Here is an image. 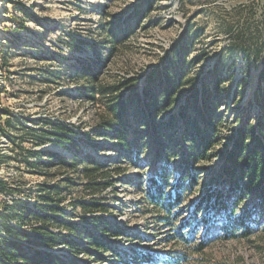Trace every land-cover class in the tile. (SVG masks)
<instances>
[{"label": "rangeland", "instance_id": "374dc122", "mask_svg": "<svg viewBox=\"0 0 264 264\" xmlns=\"http://www.w3.org/2000/svg\"><path fill=\"white\" fill-rule=\"evenodd\" d=\"M170 55L172 70L181 78L180 105L187 106L202 83L211 84L216 122L221 121L218 143L194 170L197 183L183 182L184 199L167 214L147 206L142 196L168 160L172 181L166 194L182 172L180 156L160 151L159 159L158 152L159 140L178 150V140L169 141L159 131L175 108L154 119L142 102L128 109L133 146L124 149L102 125L110 98L88 97L84 74L91 70L113 86L140 78L139 85L122 89L127 99L142 94L148 73ZM263 68L264 0H0V89H5L0 114H11L2 117V124L13 117L37 130L23 144L22 131H0V238L8 225L30 234L41 228L38 235L52 233L54 243L42 250L72 264H146L130 259L135 251L152 256L149 264L168 257L183 264H264L262 215L251 201L239 206L234 235L226 231L232 224L206 209L207 201L201 203L220 188L214 178L227 139L262 113L264 82L258 78ZM191 113L197 128H205L196 109ZM44 120L67 128L73 143L46 135L50 125ZM176 120L177 133L187 128L182 116ZM20 144L28 153L46 151L58 158L30 156L32 163H42L30 168L17 162ZM133 147L139 150L137 165ZM86 170L98 178L97 189L89 187ZM81 203L106 211H86ZM50 206L56 212L46 210ZM28 210L54 218L55 224L28 217ZM118 228L121 233L114 236ZM88 236L107 249L91 247Z\"/></svg>", "mask_w": 264, "mask_h": 264}, {"label": "trees", "instance_id": "16d2710c", "mask_svg": "<svg viewBox=\"0 0 264 264\" xmlns=\"http://www.w3.org/2000/svg\"><path fill=\"white\" fill-rule=\"evenodd\" d=\"M83 44L89 45L86 42ZM177 55L178 52H174ZM3 61L6 62L7 58L1 56ZM172 59L171 55L162 58V64L160 67H156L151 70L146 77V84L143 87L142 94L135 93V95H130L127 99H124V93L122 89L131 86L139 85L140 78L126 79L122 81L119 86H113L106 84L105 82L99 80L97 74H93V71L89 70L84 76L88 79V84L85 86V93L88 97L94 99L97 95L103 96L105 98H110L109 102V112L106 117L102 120V125L105 130H108L109 134L107 137L115 140L120 147L124 149H130L133 146V141L129 136V122L126 120L127 110L132 108L135 104L143 103L148 115L151 119H154L156 115H160L165 111L175 108L173 116L170 117V121L167 124V128L159 129L166 132L165 136L168 140L173 138V141L177 142V152L175 148L170 147L166 144L165 140L158 141V152L159 159L160 151L163 153H173V157L180 156L181 162L179 165L181 174L176 178L175 184L172 187V191L167 193V188L169 183L172 181L171 171L168 165L171 163L168 160L165 162L163 170H157L156 178L152 179L149 187L145 192H143L142 200L145 201L147 206H152V208L160 210L163 213L170 214L173 207L183 201V182L188 181L189 186L197 183V177L194 172L196 166L200 163L202 159L210 156V150L216 145V138L218 134V123L216 122L215 116L217 115L216 98L213 96L212 90H210L211 84L202 83V89H197L194 92L193 99L191 98L189 104L185 107L180 105V98L178 96V84L181 83V78L178 77L179 72L172 70ZM148 79V80H147ZM215 82V81H214ZM264 82V68L261 71L258 83L262 84ZM197 82L195 83V85ZM194 85V86H195ZM196 87V86H195ZM217 87L214 88V92H217ZM5 89H0V101L4 97ZM126 97V96H125ZM123 98V99H122ZM217 107V108H216ZM199 115V119L205 124V128H197L196 122L191 119V115L194 110ZM4 111L3 116L11 115L10 112ZM262 113H259L253 119H247L243 124L239 126L238 129L234 130L232 136L227 139V143L223 145L224 151L221 156V167L219 171L216 172L214 178V183L217 185L220 183V188L215 187L210 190L207 195L202 200V204L206 201L208 202L206 209H213L216 211L224 221L228 224H232V229L226 228V231L231 234H235L233 227L237 225L235 220L237 215V210L242 203L251 201L256 207L261 215V223L264 231V105H261ZM182 116L187 128L180 130L177 133L176 129V118L177 116ZM2 114H0V124H2ZM249 121H253L250 123ZM46 123L49 127L45 133L48 136L58 137L67 143H73L72 139L69 138L68 133L70 132L67 128L62 125L56 124L55 126L46 120L42 121ZM154 125V124H153ZM169 129V131H168ZM16 131L19 133L22 131L24 133V140L30 141L26 138L27 135L35 133L37 130L34 128H28L20 123L17 124L16 120L12 117L4 120L3 124L0 126V131L2 134L7 135L9 131ZM175 131L173 136H170L171 132ZM175 139V140H174ZM177 139V140H176ZM170 141V140H169ZM11 143L16 146L14 141ZM168 143V142H167ZM187 143V144H186ZM229 143V144H228ZM18 145V147H21ZM188 145V146H187ZM21 153L17 155V162L24 164L30 168L36 169V167L41 166V162L32 163L31 157L36 155L38 157H46L47 160L57 159L58 155L52 154L50 152H36L28 153L24 148H20ZM135 151V159L133 162L137 165L139 159V150L136 147L131 149ZM16 156L14 157V159ZM48 163V162H47ZM45 165V164H43ZM47 165V164H46ZM100 168L94 170L99 171ZM185 170V171H184ZM102 172V171H101ZM84 175L90 179V188L97 189L100 183L97 181L98 178H94L92 174L89 175V171L86 170ZM104 176V175H103ZM111 183L105 184V187L110 186ZM0 190L3 191V188ZM81 206L86 211L91 212H105L106 208L95 204L93 206H88L87 204L81 203ZM200 207V206H199ZM49 211L56 212L54 206L48 207ZM27 211V210H26ZM35 216L37 219H41L45 224H50V221L55 224L54 218H49L46 214H39L28 210V217ZM248 217V216H246ZM163 222L169 221L168 216H163ZM209 221V220H208ZM244 224V220H241ZM61 224L65 225V228L69 231H73L70 224H65L61 221ZM43 229L35 228L33 234H30L24 230L17 229L11 225H8L5 229L3 228L4 238H0L3 242L2 249L0 248V264H72L71 262L62 261L54 257L53 254L43 251V247L51 248L54 243L52 240V233L45 232L46 236H39L38 232ZM111 230H105L108 233ZM115 233H121L120 228L113 230ZM250 234V229L247 227L245 235ZM90 237L88 244L94 247L98 251L107 249L106 244L97 239L94 236ZM69 247H73V244H68ZM78 245V244H77ZM202 244L200 248H203ZM132 261L145 260L147 263H153V257L146 253H140L135 251L131 256ZM120 258V256H119ZM121 259V258H120ZM160 264H183L182 261H177L173 257H168L167 259L161 260Z\"/></svg>", "mask_w": 264, "mask_h": 264}]
</instances>
